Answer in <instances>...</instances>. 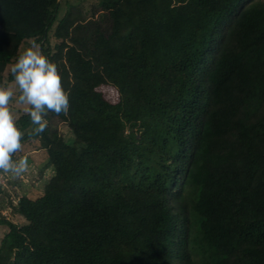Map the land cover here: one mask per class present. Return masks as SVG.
<instances>
[{
  "label": "trees",
  "instance_id": "trees-1",
  "mask_svg": "<svg viewBox=\"0 0 264 264\" xmlns=\"http://www.w3.org/2000/svg\"><path fill=\"white\" fill-rule=\"evenodd\" d=\"M97 1L0 0V86L34 38L70 93L42 134L16 123L53 175L0 217V264H264V0Z\"/></svg>",
  "mask_w": 264,
  "mask_h": 264
},
{
  "label": "clouds",
  "instance_id": "clouds-1",
  "mask_svg": "<svg viewBox=\"0 0 264 264\" xmlns=\"http://www.w3.org/2000/svg\"><path fill=\"white\" fill-rule=\"evenodd\" d=\"M11 73L20 93L18 103L30 106L25 111L36 125L33 135L45 132L50 112L57 116L68 114L70 93L62 87L57 65L42 54L41 44L34 38L12 66ZM14 95L12 86H0V172L18 178L28 171L29 164L26 157L13 158L22 151L24 138L9 107Z\"/></svg>",
  "mask_w": 264,
  "mask_h": 264
},
{
  "label": "rangeland",
  "instance_id": "rangeland-1",
  "mask_svg": "<svg viewBox=\"0 0 264 264\" xmlns=\"http://www.w3.org/2000/svg\"><path fill=\"white\" fill-rule=\"evenodd\" d=\"M97 2V0H62L60 15H62L66 8L70 5L74 7L75 11H79L84 19H88L92 16L94 5H97ZM52 43L55 46L56 41L53 40ZM28 47H30V40L25 41L22 44L17 58L7 67L6 75L11 72L12 66ZM63 53V48L59 45L56 46L51 61L57 65L59 73V63L63 58ZM100 79L101 78H97L96 76V82L100 81L98 90L101 91L105 98L109 101L116 102L118 100L117 90L113 86L103 82L104 80L101 81ZM9 86H12L15 91V95L10 101L9 107L17 123L19 117L22 114L27 113L25 108L30 106L18 103L20 93L18 86L15 85V81L8 84L5 88ZM73 104L76 105L77 103L74 102ZM53 126L66 141L72 142L74 140V133L67 123L56 120L54 121ZM22 157H26L28 159L29 168L28 171L21 177L17 178L12 174L0 172V217L10 219L17 224L24 223L23 217L16 213L14 209L17 205L18 199L22 196L38 195L44 190L48 180L53 175L52 169H47L44 173L41 172V167L46 158L45 152L39 149L38 142L30 141L28 143H24L22 151L17 153L13 158L18 160ZM5 233L6 228L0 226V243ZM190 245L197 262H203L209 258V254L204 249L196 228L194 229Z\"/></svg>",
  "mask_w": 264,
  "mask_h": 264
}]
</instances>
